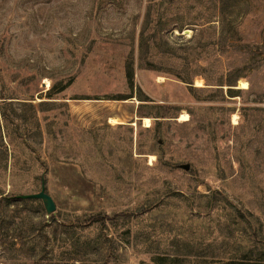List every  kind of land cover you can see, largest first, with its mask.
Returning <instances> with one entry per match:
<instances>
[{
    "label": "rangeland",
    "instance_id": "374dc122",
    "mask_svg": "<svg viewBox=\"0 0 264 264\" xmlns=\"http://www.w3.org/2000/svg\"><path fill=\"white\" fill-rule=\"evenodd\" d=\"M0 191V264H264V0H0Z\"/></svg>",
    "mask_w": 264,
    "mask_h": 264
},
{
    "label": "bare ground",
    "instance_id": "6f19581e",
    "mask_svg": "<svg viewBox=\"0 0 264 264\" xmlns=\"http://www.w3.org/2000/svg\"><path fill=\"white\" fill-rule=\"evenodd\" d=\"M187 32H188V30H184L183 31L184 34L187 33ZM195 85L202 86L201 80H199V79L196 80L195 81ZM247 86H248V83H247V81L245 79L241 78V79H239L237 81V86H236L237 88L245 89V88H247ZM187 119H188L187 112L181 111L180 114H178V121L182 122V121H186ZM140 120L142 122V126L143 127H149L150 126V119L148 117H142V118H140ZM231 120H232L233 124H237V120H238L237 115L236 114H232ZM108 122H110L111 124H119V122L115 119V117H109L108 118ZM133 124H134V122H131V125H133ZM152 158H153V156H150L149 159H152Z\"/></svg>",
    "mask_w": 264,
    "mask_h": 264
},
{
    "label": "water",
    "instance_id": "95a60500",
    "mask_svg": "<svg viewBox=\"0 0 264 264\" xmlns=\"http://www.w3.org/2000/svg\"><path fill=\"white\" fill-rule=\"evenodd\" d=\"M31 197L32 198L45 199L46 200V209L48 211H53V209H54L53 202L47 194H45L43 192H39V193H35V194L31 195Z\"/></svg>",
    "mask_w": 264,
    "mask_h": 264
},
{
    "label": "trees",
    "instance_id": "16d2710c",
    "mask_svg": "<svg viewBox=\"0 0 264 264\" xmlns=\"http://www.w3.org/2000/svg\"><path fill=\"white\" fill-rule=\"evenodd\" d=\"M127 77L130 78V79H132V73L131 72H128L127 73ZM123 99H125V98H123ZM1 194H3V192L0 191V195ZM0 198H2V196Z\"/></svg>",
    "mask_w": 264,
    "mask_h": 264
}]
</instances>
